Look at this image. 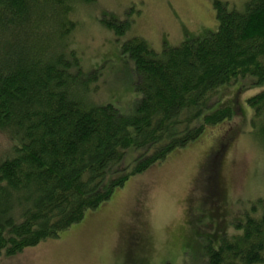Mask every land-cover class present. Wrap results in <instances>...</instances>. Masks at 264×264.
Wrapping results in <instances>:
<instances>
[{"label":"trees","instance_id":"trees-1","mask_svg":"<svg viewBox=\"0 0 264 264\" xmlns=\"http://www.w3.org/2000/svg\"><path fill=\"white\" fill-rule=\"evenodd\" d=\"M93 3L0 0V134L12 143L0 161V264L60 239L131 178L230 122L235 107L218 95L234 82L261 89L247 104L264 150V0L243 11L215 1V32L161 53L141 37L126 41L122 54L133 62L140 94L130 111L90 98L93 76H84L71 37L77 9ZM105 26L118 38L130 30L114 19ZM215 181L210 192L222 200ZM258 203L237 223L238 234L208 239V264H264V200Z\"/></svg>","mask_w":264,"mask_h":264},{"label":"rangeland","instance_id":"rangeland-1","mask_svg":"<svg viewBox=\"0 0 264 264\" xmlns=\"http://www.w3.org/2000/svg\"><path fill=\"white\" fill-rule=\"evenodd\" d=\"M215 1L237 11L250 2L95 0L79 7L71 41L84 76H93L91 100L133 110L140 94L134 89L133 62L122 54L123 44L141 37L161 53L205 37L218 29ZM110 19L129 22L130 30L118 38L105 26ZM260 91L249 79L223 88L220 103L235 107L230 122L131 178L102 209L87 213L60 239L4 256L1 264H208V239L238 234L237 223L261 208L258 202L264 200V150L251 134L253 112L247 104ZM11 145L0 134V161L8 157ZM219 150L221 161L213 156ZM215 180L222 200L210 192Z\"/></svg>","mask_w":264,"mask_h":264},{"label":"flooded vegetation","instance_id":"flooded-vegetation-1","mask_svg":"<svg viewBox=\"0 0 264 264\" xmlns=\"http://www.w3.org/2000/svg\"><path fill=\"white\" fill-rule=\"evenodd\" d=\"M232 139V138H231ZM138 240H139V238H138Z\"/></svg>","mask_w":264,"mask_h":264}]
</instances>
